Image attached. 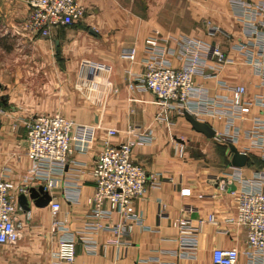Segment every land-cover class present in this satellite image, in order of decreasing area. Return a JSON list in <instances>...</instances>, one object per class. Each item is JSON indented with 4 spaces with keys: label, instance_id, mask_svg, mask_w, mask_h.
Segmentation results:
<instances>
[{
    "label": "crops",
    "instance_id": "obj_1",
    "mask_svg": "<svg viewBox=\"0 0 264 264\" xmlns=\"http://www.w3.org/2000/svg\"><path fill=\"white\" fill-rule=\"evenodd\" d=\"M80 1L86 8L81 19L42 37L25 27L30 13L25 2L0 0V109L4 110L0 115V173L17 186L22 183L31 167L23 120L42 112L100 124L99 135L107 127L121 132L134 128L138 133L152 128L154 139L133 147L134 160L149 173L146 191L135 204L142 221L122 243L110 242V232L83 234L95 219L89 214L88 199L95 187L91 167L101 145L98 141L95 149L73 153L63 172L56 174L61 181L58 187H44L61 205L56 218L62 227L53 234L50 201L38 206L27 194L19 217L23 220L24 210H30L32 218L25 222L17 243L0 245V264H213L217 247L245 251L247 229L232 218L238 191L256 182L254 178L264 171L262 150L239 148L247 162L233 165L229 143L196 131L184 114H159L160 104L153 93L132 90L130 71L138 67L123 57L132 47L140 57L145 39L153 33L188 36L218 43L235 59L224 71L225 80L252 83L256 77L234 50L236 41L247 32L237 16L236 0ZM171 44L175 50L171 60L178 66L182 63L179 44ZM18 51L25 61L23 70L14 64ZM197 81L206 82L212 95L219 92L213 79L198 76ZM207 122L214 129L223 128L213 118ZM121 135L120 139L125 137ZM181 145L184 155L179 152ZM244 145L249 146V140ZM235 172L244 178L242 185L232 182ZM40 185L45 186L33 182L30 187ZM185 188L190 194H183ZM119 220L115 216L114 221ZM181 220L196 229L201 225L200 231L187 236L195 249L181 246ZM63 238L75 240L72 261L53 255ZM241 261L246 262L244 255Z\"/></svg>",
    "mask_w": 264,
    "mask_h": 264
},
{
    "label": "built area",
    "instance_id": "obj_2",
    "mask_svg": "<svg viewBox=\"0 0 264 264\" xmlns=\"http://www.w3.org/2000/svg\"><path fill=\"white\" fill-rule=\"evenodd\" d=\"M20 1L27 4L30 12L25 27L33 35L42 37L49 36L53 28L74 25L86 9L80 0ZM236 7L247 32L236 41L234 50L242 58L243 66L256 77L250 84L223 78L227 66L236 61L226 55L218 43L188 36L153 33L145 39V50L140 57L136 47L125 50L123 57L138 67L130 71V88L153 93L160 104L159 114L188 111L205 122L213 118L223 125L221 130L215 129L216 139L226 141L229 147L234 144L238 149L259 148L264 158V0H236ZM172 42L179 44L182 63L178 66L171 60L175 55ZM198 76L213 79L219 92L212 95L206 82L203 85L197 81ZM247 104L250 105L248 111ZM3 111L0 109V115ZM248 120L250 124L245 123ZM23 124L25 153L31 167L19 186L7 174L0 173V245L17 243L23 236L25 222L32 218L30 210H24L23 220L19 217L23 211L19 195L29 194L33 182L44 183L45 188L58 187L61 181L56 174L63 172L73 153L95 149L98 141L101 145L95 151L91 167L95 187L88 199L89 214L95 219L87 224L83 234L110 232L113 235L110 242L122 243L124 236L142 221L135 204L146 191L149 173L134 160L133 147L150 143L154 139L152 128L138 133L134 128L121 132L107 127L104 134L99 135L100 124L79 123L61 113L49 112L25 118ZM121 134H125L122 139ZM245 140H249V146L244 145ZM179 152L184 155V145ZM231 179L236 186L245 181L239 172L233 173ZM254 179L256 182L238 191L237 212L232 218L247 229V249L217 247L213 250V264H264V171ZM183 194H190V189L185 188ZM50 206L54 234L62 227L56 218L61 205L51 196ZM115 216H120V220L114 221ZM208 220L213 221L214 216L209 215ZM180 223L181 246L195 249L187 236L200 231L201 225L198 230L187 220ZM53 255L60 260H74L75 240L59 239ZM243 255L246 262L241 261Z\"/></svg>",
    "mask_w": 264,
    "mask_h": 264
},
{
    "label": "water",
    "instance_id": "obj_3",
    "mask_svg": "<svg viewBox=\"0 0 264 264\" xmlns=\"http://www.w3.org/2000/svg\"><path fill=\"white\" fill-rule=\"evenodd\" d=\"M184 116L196 131L203 133L207 137H213L215 135L216 130L208 122L199 120L188 111L184 112ZM230 152L232 153L231 162L233 165L243 166L246 164L247 155L241 153L234 144H230ZM28 195L38 206H46L51 200L49 191L43 185H40L38 188L30 187ZM18 199L21 205L26 206L28 202V196L26 194H20Z\"/></svg>",
    "mask_w": 264,
    "mask_h": 264
},
{
    "label": "rangeland",
    "instance_id": "obj_4",
    "mask_svg": "<svg viewBox=\"0 0 264 264\" xmlns=\"http://www.w3.org/2000/svg\"><path fill=\"white\" fill-rule=\"evenodd\" d=\"M20 49L21 48L19 47V50ZM21 54H22V52L21 51H18V53H17V55H18L17 56V61L14 62V64L16 63L18 65L19 69L23 70V68H25L26 65H24L25 61L22 59Z\"/></svg>",
    "mask_w": 264,
    "mask_h": 264
}]
</instances>
